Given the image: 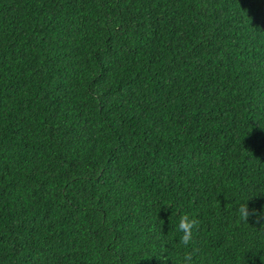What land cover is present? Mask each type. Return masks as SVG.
<instances>
[{"label":"trees","instance_id":"obj_1","mask_svg":"<svg viewBox=\"0 0 264 264\" xmlns=\"http://www.w3.org/2000/svg\"><path fill=\"white\" fill-rule=\"evenodd\" d=\"M262 217L264 0H0V264H264Z\"/></svg>","mask_w":264,"mask_h":264},{"label":"clouds","instance_id":"obj_2","mask_svg":"<svg viewBox=\"0 0 264 264\" xmlns=\"http://www.w3.org/2000/svg\"><path fill=\"white\" fill-rule=\"evenodd\" d=\"M240 213L243 218H248L249 216H256L255 210L249 211L247 205H242L240 207ZM264 218V217H262ZM199 220L190 217L188 214H184L180 217L178 230L182 233L181 237V244L184 247H188L190 243L193 241V230L198 229L199 227ZM200 249L199 247L191 248L187 251L183 257L184 264H194L195 257L199 255ZM166 256H162L159 260L162 264H166L167 261Z\"/></svg>","mask_w":264,"mask_h":264}]
</instances>
